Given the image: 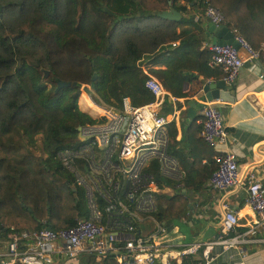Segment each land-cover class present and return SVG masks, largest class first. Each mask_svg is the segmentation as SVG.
Returning <instances> with one entry per match:
<instances>
[{"label": "trees", "instance_id": "1", "mask_svg": "<svg viewBox=\"0 0 264 264\" xmlns=\"http://www.w3.org/2000/svg\"><path fill=\"white\" fill-rule=\"evenodd\" d=\"M244 1L196 0V5L203 15L207 5L215 7L222 15L220 24L234 27L249 40L243 30L244 11L248 13ZM160 2L158 8L148 10L139 0H0V234L10 224L17 230H36L42 225L59 228L86 216V209L82 211L73 196L74 213L63 216L62 196L71 178L54 153L77 141L79 126L103 119L78 107L81 83L92 82L97 101L116 108L123 92L131 102L145 103L153 96L143 85L147 74L140 69L139 60L178 38L181 43L198 44L190 35L182 37L184 28L176 30L177 25L192 20L186 6L176 0ZM171 7L180 13L177 20L155 13ZM194 51L195 60L188 62L189 67L202 77L222 76L219 66L207 65L208 51ZM40 68L48 71L44 78ZM185 76L195 78L189 71ZM55 77L69 84L55 89ZM197 83L200 87L202 81ZM171 107L165 97L160 111ZM199 117L195 113L188 117L183 140L168 131V152L182 169L179 179L161 176L154 161L148 166L156 186L152 215L160 223L184 215L188 192L198 193L206 187L204 181L217 164L214 156L221 154L198 135ZM37 134L42 154L36 155L29 147L34 146ZM164 186L172 188L169 196L157 190ZM207 188L214 190L208 184ZM73 190L82 192L76 186ZM236 228L243 230L238 221ZM105 258L107 264H116L112 254ZM200 262L185 256L173 264Z\"/></svg>", "mask_w": 264, "mask_h": 264}, {"label": "built area", "instance_id": "2", "mask_svg": "<svg viewBox=\"0 0 264 264\" xmlns=\"http://www.w3.org/2000/svg\"><path fill=\"white\" fill-rule=\"evenodd\" d=\"M205 17L214 24L222 23V15L207 5ZM236 45L207 44L210 67L219 66L226 82L236 79L244 62L264 64V42L252 46L232 29ZM143 85L152 94L151 101L135 104L121 98L120 107L93 100L103 119L79 126L77 141L58 148L54 157L70 173L73 186L83 192L86 216L72 224L51 228L42 225L36 230L9 227L0 234V264H48L55 252L74 256L81 251L99 257L113 254L116 264H170V259L198 249L195 242L179 250L164 248L155 235L163 227L152 213L156 209L153 191L155 180L148 166L152 161L161 176L177 180L182 175L178 160L168 152V124L175 110L161 112L165 96L161 83L147 75ZM201 139L210 146L226 142L227 131L222 111L214 101L200 107ZM216 167L209 173L207 184L214 190L235 186L240 178L236 155L225 150L215 156ZM158 190V189H157ZM244 201L251 208L253 222L243 231H234L238 215L223 204L219 216V234L202 242V262L210 261L213 245L237 247L247 241L248 234L260 232L256 240L264 241V174L247 170ZM150 221L152 228L140 233L139 224ZM231 234H228L231 232ZM239 264H244L240 260Z\"/></svg>", "mask_w": 264, "mask_h": 264}, {"label": "crops", "instance_id": "3", "mask_svg": "<svg viewBox=\"0 0 264 264\" xmlns=\"http://www.w3.org/2000/svg\"><path fill=\"white\" fill-rule=\"evenodd\" d=\"M176 3L185 5L186 14L193 15L190 22L177 25L176 30L184 28L182 37L190 35L189 38L194 37L199 42L193 46L191 41L181 43L180 38L171 41L169 45L172 49H165L164 53L157 54L148 61L145 59L147 62L144 61V73L152 75L162 84L166 92L164 98L171 102L175 110L176 115L167 127L176 139L183 140L185 137L184 128L189 123L188 99L194 100V113L198 115L200 107L206 102L214 101L217 104L222 111L227 138L226 142L216 144L214 150L219 153L231 150L236 155L240 178L235 186L224 190L207 188L206 179L204 189L198 193L189 191L190 206L187 204L188 208L184 215L161 221L164 229L155 235V239L161 241L164 248H174V250H179L193 242L199 244L196 251L170 259V264L179 263L185 256H189L192 260H200V264H239L240 260L244 264H264V241L256 240L262 235L260 232L246 235L248 240L237 247L223 249L220 245H213L209 253L211 259L207 263L202 262L200 254L202 242L213 239L219 234L218 219L223 211V204L236 211L238 227H243L245 230L253 222V212L244 201V184L247 170L253 168L258 174H264V64L244 62L236 79L232 82H226L222 76L220 78L202 77L189 67L188 62L195 60L194 50L208 51L207 44L215 42L221 34V30H218L217 34L212 32L220 24L212 23L199 13L196 0H176ZM244 4L245 6L248 4V13L244 11L243 30L249 37L247 40L257 46L260 42H264V0H245ZM221 26L231 31L235 29L225 24ZM188 71L193 72L195 78L188 80L185 76V72ZM199 80L202 81L200 87L197 83ZM211 82L216 87H224L225 93L233 96V99L208 100L204 87ZM179 84L180 93H177ZM192 84L195 90L190 91ZM80 109L85 110V108ZM158 191L169 196L172 188L164 186L158 188ZM169 191L170 193L166 194ZM9 227L15 228L12 224ZM243 230H237L236 226L234 228L237 232ZM48 264H107V262L105 257L86 251H81L74 256H67L64 252L57 251Z\"/></svg>", "mask_w": 264, "mask_h": 264}, {"label": "rangeland", "instance_id": "4", "mask_svg": "<svg viewBox=\"0 0 264 264\" xmlns=\"http://www.w3.org/2000/svg\"><path fill=\"white\" fill-rule=\"evenodd\" d=\"M139 2L143 8L148 9V10L156 9L161 5L160 0H139ZM165 49L170 50V49H172V47L169 44H167L165 46H160L156 50L155 53L148 54L145 58L142 57L138 62V65H139L140 69L142 70V72H144V61H145V59H147V61H148L149 59H152L155 55L164 53ZM49 85H50V83L45 82V86H49ZM85 88H89V91L85 90ZM78 91L80 94L79 97L77 98V104H78L79 108H85L84 111L87 112L89 115L94 116V117L97 116L98 111L96 109H94L92 106H90L91 104L93 105V103L90 102V100L91 101L97 100V97H96L93 89H90L88 83H81L79 88H78ZM81 93H84L85 95L82 96ZM126 93L127 92H123L121 94V98ZM88 101L91 103L90 105L86 104V102L88 103ZM39 143H40V134H37L35 136L34 146L29 147L30 150H32V152L36 155L42 154ZM73 189H74L73 184L70 181V186L67 187V190H65V188H64V192H63V196H62L63 216L67 217V218L70 217L74 213L73 203H74L75 198L78 199V205H79L80 209L82 211L86 209L85 200H84V196H83L82 192H79V191L74 192ZM71 193H73V194H71ZM169 193H170V191L166 194H169ZM72 196L74 197V199L72 198ZM139 227H140V233L145 234L147 231H149L152 228V223L150 221H146V222L140 223Z\"/></svg>", "mask_w": 264, "mask_h": 264}, {"label": "water", "instance_id": "5", "mask_svg": "<svg viewBox=\"0 0 264 264\" xmlns=\"http://www.w3.org/2000/svg\"><path fill=\"white\" fill-rule=\"evenodd\" d=\"M103 10L106 11L108 14H111V10H109L107 7H103ZM158 16L162 17V18H166V19H170V20H177L179 17H180V13L179 11H177L176 9L174 8H168V9H162V10H159V11H156L155 12ZM221 28V29H220ZM218 30H221V34H219V37L218 39L216 40V42H220V43H231L233 45H236V42L233 38V33L230 29L228 28H222L221 24L218 25V27H215L212 32L214 33H218ZM40 70L42 71V78H44L48 71L47 69L45 68H40ZM95 76V73H93L91 75V80L94 78ZM54 81L56 82V85H55V89H57L59 86H63V85H68L69 84V81H64V80H61L57 77L54 78ZM73 84H75V82H72ZM89 87L90 89L93 88V84L92 82L89 83ZM224 87H216L214 86V83L211 82L207 85H205L204 89L206 91V98L208 100H212V99H228V100H232L233 99V96L226 94V90H223ZM85 90L89 91V88H85ZM187 116L190 117L194 111H195V108H194V100L193 99H188L187 101ZM79 129V127H78ZM189 206V202L187 203ZM47 227H49V225H46ZM0 227H1V224H0Z\"/></svg>", "mask_w": 264, "mask_h": 264}, {"label": "bare ground", "instance_id": "6", "mask_svg": "<svg viewBox=\"0 0 264 264\" xmlns=\"http://www.w3.org/2000/svg\"><path fill=\"white\" fill-rule=\"evenodd\" d=\"M123 98H124L125 101L131 103V100H130V98L128 96H125ZM88 104H91V103L88 101ZM91 106L94 107L95 109H97L98 111H101V109L99 107L95 106L94 104L93 105L91 104Z\"/></svg>", "mask_w": 264, "mask_h": 264}]
</instances>
